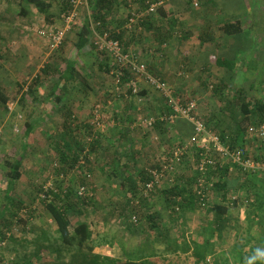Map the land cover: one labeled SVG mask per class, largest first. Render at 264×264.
Here are the masks:
<instances>
[{
    "label": "trees",
    "instance_id": "1",
    "mask_svg": "<svg viewBox=\"0 0 264 264\" xmlns=\"http://www.w3.org/2000/svg\"><path fill=\"white\" fill-rule=\"evenodd\" d=\"M23 1L33 3L40 12H46L51 7V4L46 0H20V3ZM131 1L132 0H89V16L87 17L86 15L84 22L77 27V47L86 50L88 53L96 51L92 42L88 44L92 35L89 25L93 23L95 25V30L102 34L107 33L110 39L118 40L123 50L128 52V47L135 39L133 35L128 36L126 34V29H123L122 21L114 19L116 17L113 16H115L118 11L117 5L127 7L129 6L128 3ZM62 2L65 4L67 13L71 9L70 0H62ZM137 2L138 8L147 10L148 5L153 3L154 0H138ZM137 11L140 12L139 9H137ZM168 11L170 10L166 9V6L162 4L157 8L155 13L150 14L146 12V14L141 16V27L138 26V28H140V30L144 29L145 33L150 35L153 40H158V43L162 44L166 38L173 36V32L176 33L177 31L175 20L168 18ZM52 20L53 19H51V22H53ZM140 30L138 31L139 34L142 33ZM220 30L225 36L237 35L242 31V24L240 21L223 22ZM198 37L201 40L206 39L205 34H199ZM101 54L102 53L99 52L96 55L100 57ZM224 63L227 64L224 59L216 61V64L220 66H224ZM98 67L99 69L103 68L106 74H109L113 65L109 66V61L106 59L105 61H100ZM52 68L55 69L56 65L52 66L47 63L42 70L47 74ZM150 69L155 70L156 66L154 67L152 63ZM122 71L123 76L120 78L119 83L126 82L130 76L127 69H123ZM149 71L152 75L164 80L160 77L162 75L158 71H155L154 74L151 70ZM81 74L82 71L76 68L75 63L68 62L64 70L59 72L48 94V100L54 102V104L59 107L58 111L63 119V124L59 126V128L56 127L49 131H43L44 136H46V142L43 146L49 149L52 146L54 147L50 149L53 154H46V156H53V160L55 159V163L51 164L49 167L51 168V170H49L51 172H49V175H47L44 180L47 181L52 174L57 180L56 187L53 186L52 189L44 192L42 182L40 184H38V182L33 184V193L31 192V194L28 195L27 201L29 202L26 203L22 202V199L19 198L20 196H15L13 198L11 194L7 195V193H5L6 201L2 204V209L0 211V222H5L3 224L4 228L0 230V242L11 240L20 243L22 248L26 250L29 247H33L31 255L37 259L50 256H55L56 259H59L71 254L70 261L67 264H155L156 261L152 259L153 256H156V258L158 257V259H163L165 258V254H174L176 258H180L181 256L191 257L194 264H206L208 256L216 250L212 238L215 235H217L219 239L222 238L221 233L224 232V229L231 221L226 215L232 204L234 205L236 203V199L240 201H242V199L248 200L247 196L250 195L249 192L251 191L255 196L254 189H257V186L262 180L264 182V173L245 172L240 167L229 165V163L220 166L222 158L212 150L209 153V157L216 160L217 168L209 169L207 173L203 175L208 184H211V188L208 190V200L206 199V204L202 206V203L197 197L196 186V180L201 174L198 173L195 166L191 164L188 156H184L183 162L181 163L182 165L176 166L173 172L172 183L163 181L161 184L154 186L152 190L144 193L145 184L152 180L149 170L160 171L162 168L161 158L164 156L163 153L154 159L149 166L144 167L143 165L141 167H135L134 164L126 162L120 165L122 162L121 156H119L118 152L114 151L111 162L107 164L102 163V165L104 167L106 166V169H111L113 173H116L119 166H122L121 171L126 175L121 179V188L122 190H124L123 188L127 190L125 194L126 197L123 201L121 200L123 205L122 202L113 204L111 215L113 218L111 219L112 223H110V221L106 219V216L111 218L108 212L97 211L101 206L95 194L92 192V194L86 193L81 196L78 194L77 189L74 188L75 183H73L76 177L74 176V172L77 169L79 170V177H77L80 184L79 186H86L89 190L90 175L84 174V171H92V167L95 165L97 158H99L96 152L98 149L97 139L93 140V145H90L91 147L89 146L90 141H84V143L78 141V138L84 135L81 134L82 128H87L88 130L86 129V131H93V129H95L94 126L90 124L82 125V127L79 124V119H77L78 116H75L73 109V103L77 102V100L72 97V94L70 98H67L69 91L77 87L76 84H78L79 81H84ZM38 78L39 77L33 81V85L40 82ZM119 85L121 86L122 84ZM212 89L213 94L218 98L221 105V112L224 111L225 113H229L232 119V125H226L225 121H222L221 118L208 120L200 118L199 115L198 117L204 122L208 130L212 131V133L220 138L225 146L232 150L238 148L245 150L244 148L248 141H256V138L252 137L249 132L250 127L264 123V103L257 99L255 101L250 100L243 89L231 90L228 93L229 85L224 81L219 80L214 82ZM127 90L128 95L126 97H132V89L129 87ZM28 91H32V87H28ZM58 91L62 96L64 95L65 98L60 97V95L57 94ZM8 101L9 98L6 96L4 89L0 86V104L4 109L7 107ZM19 102L23 104V98H20ZM68 104L71 105L68 106ZM162 112L164 113V110ZM161 114H159V116ZM159 116L157 115L156 118ZM181 121L183 122L184 120H178L175 126L179 125L180 128L181 126L179 123ZM24 128V137L27 139V137L33 134V123H24ZM147 130V132L150 133L151 130L149 128H147ZM152 130H157L159 133L161 130V133H165L170 141H174V143L171 142L172 147L184 144L186 141L182 137L192 134V128L190 126L191 133L182 129L183 132L181 133H183V135L181 134L182 136L178 138L173 130V133L171 131L168 132L165 129L164 123L158 120ZM119 131L122 136L128 135L127 128ZM174 137L177 139L174 140ZM262 142L264 144V141ZM260 149L263 150V156L261 159L257 160H264V145L261 146ZM27 150L31 151L26 140H24L21 143L18 157L15 159L6 158L3 163L5 171L4 177L5 180H7L10 192L12 191L11 187L22 177L23 161ZM195 151L197 155L200 153V150ZM93 153L97 154L96 159H94L95 156ZM245 153L250 156L246 150ZM128 156L130 157V154H128ZM253 157L256 158V155ZM131 158L134 159L135 155H132ZM141 158L144 157L142 156ZM136 159L133 160V163L136 162ZM100 162H102V157ZM231 166L233 167L232 169H230ZM47 168L45 163H43L42 169L44 170ZM129 169L133 170L129 171ZM69 174L72 176L68 177ZM90 190L92 189L90 188ZM42 193H44L45 198L40 197ZM231 193L236 194V196H232ZM154 198H158L162 201L163 211L166 212L165 217L158 211L152 210ZM215 198H218L219 202H214L213 199ZM257 199L258 197L256 196V202L253 201L249 203V207L255 210V213H253L254 217H256L258 213L257 206L259 203ZM37 201L40 202L45 211L50 214L54 225L51 230H42L38 237L31 240L29 233L33 232V229L28 228L27 224L32 218L31 214L32 211L34 212L35 210L34 205ZM89 210H92L90 214H96L97 216L105 213L104 221L105 224L108 223L109 226H112L115 220L120 224V228L125 232L123 237H118L112 232H109L103 237V244H107L108 247H119L123 259L112 257L103 259L92 253L96 247H99V245H94V242L100 234L99 227L101 225L100 223L93 224V219L86 217ZM80 216L82 219L79 218ZM200 217H204V219L207 220L206 226H203L199 232L201 239H204L203 242L201 241L202 243L199 242L197 238L191 237L186 239L184 236V229L189 230L188 225L190 223L188 221H196L200 219ZM13 227L18 231H16V234L12 231ZM170 232H175L174 238L170 236ZM133 236L140 237V239L144 238L146 241L138 243L136 247L129 249L125 245V242L127 238ZM153 236H155V238ZM157 243L163 245L162 252H158ZM100 246H102L101 243ZM42 254L46 256L43 257L41 256ZM218 255L213 264H221ZM211 256L214 257L215 254ZM240 257L243 258L244 256ZM29 258L30 256L24 255L21 259L9 264H33ZM1 262L0 260V263ZM223 264H228V260L224 259ZM240 264H264V248L259 245L253 247L245 259H241Z\"/></svg>",
    "mask_w": 264,
    "mask_h": 264
},
{
    "label": "rangeland",
    "instance_id": "2",
    "mask_svg": "<svg viewBox=\"0 0 264 264\" xmlns=\"http://www.w3.org/2000/svg\"><path fill=\"white\" fill-rule=\"evenodd\" d=\"M55 1V12L59 16V21L61 23L56 24H47L48 21L41 22L39 21V25H37V31H40L45 26H61L62 25V15L66 14L67 9H65V4L62 2V0H52ZM138 1V0H137ZM136 0H132L129 4V6L124 7L121 5H117L118 11L116 12L114 19L118 21H122L123 29L126 21H128L129 18L133 17L135 18L136 13H142L140 14L138 19H135V23L133 24V28L129 30H125L126 34L128 36L133 35L134 41L133 43L128 47V52L132 53L139 57L140 60L148 64V70H151L154 74L155 71H158L166 83L170 85L174 89V91L179 95L182 99H192L196 102L197 112L200 118L202 119H208V120H215L218 118H221L222 121H225V124H231L232 125V119L229 115V113H225L224 111L221 112V105L218 101V98L213 94L212 86L214 82L223 80L229 85L228 93L231 90L239 89L240 82L236 83V87L234 86V83H230L232 77L229 74V70L227 67L220 66L216 64V61L224 59V61H230V43L228 41V37L224 36L223 33L220 30V27L223 22H229V20L232 18L233 15H237L240 19L243 21L244 17H247L250 13L248 11L247 7L250 0H162L163 4L166 6V9L170 10L168 11V18H171L175 20V27H177L176 33L173 32V36H170L169 38H166L165 41H163L162 44L158 43V40H153L150 35L145 33L144 29L138 28L140 26V19L143 14H146L145 9L138 8V2ZM158 1V0H154ZM60 2V3H59ZM137 2V3H136ZM247 3V5H246ZM254 4V3H253ZM252 4V5H253ZM261 5V4H259ZM137 9L140 10V12L137 11ZM86 9H81L78 12V24L75 25L66 35L69 33L76 32L77 33V27L81 25L84 22L85 16H86ZM263 14L257 16L258 18L261 17L259 20H262ZM16 20L13 18L9 21L7 24H2V27H7V29L11 28L13 25V21ZM234 21V20H233ZM232 21V22H233ZM17 22V21H15ZM45 23V24H42ZM14 25H17L16 23ZM141 27V26H140ZM76 29V30H75ZM142 33H138V31ZM158 31V30H156ZM158 33V32H156ZM205 34L208 40L202 41L198 40V37L196 34ZM38 35V34H37ZM65 35V38H66ZM211 36V37H210ZM91 39V38H90ZM65 40V39H64ZM63 40V43H64ZM92 42L91 40L88 41V44ZM62 43V45H63ZM234 44V43H233ZM61 45V46H62ZM60 46V47H61ZM94 46V45H93ZM159 46L160 48H158ZM59 47V49H60ZM88 47V46H87ZM264 48V45L263 47ZM58 49V50H59ZM57 50V51H58ZM261 49L255 50L258 51L254 55H259ZM56 51V52H57ZM98 54L99 52L96 50L93 53ZM264 52V50L262 51ZM46 53H48L46 51ZM55 53V52H54ZM53 53V54H54ZM3 52H0V67H5V61H3ZM51 54L50 56H52ZM58 56L54 58L53 61H42L41 64L46 65L51 64L52 66L56 65V68L50 69V72L46 74L42 69L39 68L38 76H42V78L46 79L43 84H45L46 89L48 90L49 86H51L56 77L58 76L59 72L61 71V65L59 61H55V59ZM3 58V59H2ZM50 58V57H49ZM48 58V59H49ZM47 59V60H48ZM109 61V66L113 65L111 59L106 56V54H101V56L97 58V60L93 61H79V63H85L83 64V67H80L79 69L82 71V76L84 81H79L78 84H76L77 87H74V90L77 92L82 93V97H85L82 99L80 98V101H82V110L77 111L75 116H78L77 119H79V124L82 125H90L92 118L91 115L93 113V109L95 105H100L101 107V116H102V130L101 129H93V131H86V129H81V134H84L80 138H78V141L83 142L87 140H90V145H93V140L98 141L97 144V150L99 158H97V154L93 153L94 159L97 158L95 165L92 167V171H84V174L90 175L89 178V184L90 190L87 192L88 194H92V192L97 197V200L99 201V204L101 206L100 209L97 211H105L110 214L109 217L112 215L113 210V204L119 203L124 200L126 197V191L125 189L117 190L112 192L109 191V189L101 191L98 189V183L100 181H106L108 183L107 179L102 178L103 174L105 173V168L102 165L107 164L108 162H111V157L113 156L114 151L119 153V156L121 157V161H125L129 164H134L135 167H137V162L133 163V160L137 158V160H145L144 167L149 166L153 162L154 159H156L161 153L163 155H166L167 152L172 148V143L174 141H168V136L165 134L164 136H167L166 140L165 137H161L156 130L150 131L148 133L147 126L145 125V121L151 117H157L161 112L155 111L160 107L161 109L164 108V101L161 98H156L153 93V90L146 86L142 82L136 83V88L138 93L133 94L132 97H126L128 95V84L131 82H134V77L131 75L129 76V79L126 80L124 83H119L118 77L114 74H106L105 70L99 69L98 65L100 61ZM264 59L261 57L260 61H238L233 62V64L236 63V65L242 64L243 66H247V68L251 69L254 68V70L260 68L261 65L264 64ZM100 60V61H98ZM154 61H160L162 63L161 67H165V65L168 64L166 68L169 74V77L171 78H165L163 76V73L159 71V69H150V65L153 63L155 67ZM62 62V61H61ZM39 65V63H38ZM60 65V66H59ZM256 66V67H255ZM8 68L11 66H7ZM160 67V66H158ZM264 67V66H262ZM164 70V68H163ZM261 70V69H259ZM250 71V70H249ZM150 72V71H149ZM167 72V73H168ZM3 73V72H2ZM56 73V74H55ZM180 73H183L179 76ZM16 77L21 76V70L19 73L16 74ZM239 74L235 73L234 78H238ZM241 77V76H240ZM2 80L5 81L4 77ZM22 81V80H21ZM21 81L18 79L16 82H13V94L18 93L20 95V89H21ZM237 81H240L238 78ZM119 84H122L121 86ZM17 85V86H16ZM256 86V83H254ZM253 83L251 86H253ZM250 86V87H251ZM26 85H24L23 88H25ZM249 87V88H250ZM148 88L149 90H147ZM143 91V92H142ZM144 93V94H142ZM260 90L254 89L251 87L250 89V100L255 101L260 97L259 95ZM84 94L86 96H84ZM12 101L8 104L7 112L8 114H11L14 111V108L16 106V103L18 104V97H11ZM86 101V103L84 102ZM27 103L30 104L29 100H27ZM27 104V105H28ZM49 102H45L44 110L50 111V107H48ZM75 106V104H74ZM10 107V108H9ZM85 110V111H83ZM47 111V112H48ZM49 113V112H48ZM163 113V112H162ZM53 118H56L57 120L60 119V117L55 114L52 116ZM15 118H17V122L19 124L15 125L14 127H3L0 125V139H5L2 144L0 143V206L4 203L2 201L3 196L5 194V186H6V180L4 177V167L3 163L6 158L15 159L19 155V149L21 147V143L26 140L27 145H29L31 151H26L25 155V161L23 162V173L22 177L23 179H31V186L33 187V184H40L41 182L43 185L45 184H51L52 186L56 187L57 180L55 177L51 174L49 176V179L46 181L45 177L49 175V168L51 164L55 163V159L53 160V156L47 157L46 154H53V152L50 151V149H53L52 146L50 149L45 148L43 144L46 142V136H44L43 131H49L52 130L53 127L47 128V125H40L38 128H35L33 130V134L30 137H27V139L24 137V118L23 116L15 115ZM16 122V123H17ZM181 128L185 130L186 132H190V126L186 122H182L180 124ZM83 127V126H82ZM173 127H171V131L173 133ZM120 129H128V135L122 136L120 135V131L117 130ZM88 130V129H87ZM168 131V132H169ZM212 132V131H211ZM148 133V134H147ZM183 135V133H181ZM6 135V136H5ZM190 134H188L185 137H182L185 141L188 139ZM117 138L115 139V137ZM141 136V138H139ZM157 136L158 141H155L154 138ZM173 139V138H172ZM172 142V143H171ZM263 142L256 139V141H248L246 143V147L244 148L249 155L253 159H261L262 158V149H260L261 146H263ZM91 147V146H90ZM129 151V153H128ZM160 153V154H159ZM130 154V157L128 156ZM135 155V158L132 159L131 156ZM256 155V158L253 156ZM144 156V158H141ZM92 157V158H93ZM102 157V162H100ZM46 158V160H45ZM93 160V159H92ZM82 161V160H81ZM45 163V165L48 167L47 169H42V164ZM123 163L121 162L120 165ZM133 165V166H134ZM84 170V168H83ZM109 170V169H108ZM122 170V166H119L118 171ZM133 169H129V171H132ZM79 170L76 169L74 172L76 176L74 178V188L78 189L80 186L77 177H79ZM101 175V176H100ZM72 175L69 174L68 177H71ZM111 178V177H110ZM122 178L115 177L114 179H109L115 183L120 181ZM21 178L17 181V183L11 187V190L14 192L16 189L18 192L15 193L16 196H20L19 198L22 199V202L26 203L27 201V194L24 196L21 193ZM109 181V183L111 182ZM109 185V184H108ZM107 185V186H108ZM31 189V188H30ZM31 190H26L25 192L28 193ZM250 195H248V200L240 201L236 199V203L229 209L227 213L228 219H230L231 223H228V226L224 229V232L221 233V238L218 245L216 247L218 248L216 253L218 252L220 263H224V259L228 260V264H240L241 259H245V257L249 254V251L252 249L248 247L249 245H253L254 242H252L250 237H254L257 239V244H259L260 247L264 248V182L262 184H259L257 186V189H254V194L249 192ZM232 194V193H231ZM230 194V195H231ZM241 194V193H240ZM22 195V196H21ZM236 194H232V196ZM245 196V195H244ZM256 196L258 197L257 201L259 205L257 206L258 213L257 216L254 217L253 213H255L254 209H251L249 207V203H252L253 201L256 202ZM29 197V196H28ZM122 200V201H121ZM214 202H219L218 198L213 199ZM212 200V201H213ZM238 200V201H237ZM125 202V201H124ZM153 207L152 210L158 211L163 217L166 216V212L163 211L162 201L158 198L153 199ZM223 203V202H222ZM36 205L34 207L36 210L34 212L32 211V219H33V232L32 234H35L36 228H49L51 230L52 220L51 216L48 215V213H40L38 212L39 208L42 207L40 202H36ZM123 205V202H122ZM37 211V213H36ZM89 210L88 214H86L87 218H93L95 215L90 214ZM94 212V210H93ZM29 213V211H28ZM96 213V212H95ZM79 218L82 219L80 216ZM113 217L109 218L110 223H112L111 219ZM198 218V217H197ZM195 218V219H197ZM95 221V220H94ZM190 224L188 225L189 230L184 229V236L186 239H189L191 237L198 238L201 237L199 235L200 230L203 227L198 226L197 221L189 220ZM114 223V221H113ZM120 224L115 220V223L112 224V226H109V232H112L116 236L120 237V234L124 231L120 228ZM31 227V225H30ZM207 228V227H206ZM12 231L16 234L15 228H12ZM207 231V230H206ZM100 232V231H99ZM171 237H175V232H170ZM210 233V232H209ZM31 234V235H32ZM32 235V236H33ZM124 235V234H123ZM142 235V234H140ZM30 236L32 239L34 237ZM101 236L99 234L98 239L94 242V245L100 246ZM155 238V236H153ZM143 241H146V239L140 237H129L127 238L125 245L131 249L137 246L138 243H142ZM120 242V241H119ZM103 244V243H102ZM104 245V244H103ZM246 246L247 249L245 251L241 252V247ZM3 248L5 246H1L0 248ZM255 247V246H253ZM32 248L33 251V247ZM114 248V247H113ZM157 250L158 252H162L163 245H160L157 243ZM112 246L105 247L106 251H111ZM239 249V250H238ZM4 253H7L6 250H9V248H4ZM113 250V249H112ZM241 250V251H240ZM221 252V253H220ZM71 255V254H70ZM70 255L63 256L61 258H55V256L45 257L44 255L42 259H36L34 261L31 260L33 264H67L70 261ZM165 258L158 259L156 256H153V260H155V264H194L193 259L191 257H184L181 256L180 258H176L174 254H166L164 255ZM216 254L214 257L208 258L206 260V264H213L214 260L216 258ZM240 256H244L243 258ZM217 260V259H216ZM243 262V261H242ZM1 264H6L5 262H2Z\"/></svg>",
    "mask_w": 264,
    "mask_h": 264
},
{
    "label": "crops",
    "instance_id": "3",
    "mask_svg": "<svg viewBox=\"0 0 264 264\" xmlns=\"http://www.w3.org/2000/svg\"><path fill=\"white\" fill-rule=\"evenodd\" d=\"M46 1L51 4V7L46 12H40V10L36 7V5H34L33 3L29 1L28 2L23 1L20 3V0H0V52L2 51L4 53L3 54L4 59L3 58L2 59L3 61H5V64H4L5 67H2V66L0 67V86L4 89L6 96L9 98L8 104L10 103V101H12L10 99L11 97L13 96L18 97V104L16 103L14 111L11 114H8V112H6L8 108V104L5 109L0 104V125L3 127L5 126V127L11 128L19 124L17 122L18 121L17 118H15V115H17V117L21 115L24 118V121H25L24 123L26 122L33 123V130L35 128H38L40 125L43 126L44 124L47 125V128L48 126L49 127L52 126L53 129L56 127L59 128V126L63 124V119L60 115V112L58 111L59 107L56 106L54 102H51L50 100H48L49 99L48 94L50 93L52 89L51 87H53L52 86L53 84L49 86L48 90H45L46 86L43 83L47 81L48 78L46 79L45 77L44 79L42 78V76L37 75L39 73V68L44 67L43 64H41L42 61H47V62L53 61L54 58L58 56L55 59V61H59L61 65V70H64L68 62L73 63V64L75 63L76 68L79 69L80 67L84 68L83 64L86 63V62L79 63V61H91V60L95 61L98 58L96 53H90V52L88 53L86 50L77 47L78 36L76 32L69 33L68 35H66L63 45L52 56L46 53L47 51L46 42L39 35V31H37L36 27L37 25H39L40 23L39 21L44 22L47 20L48 21L47 24H51V25L56 24V23H61V21H59V16L55 12L56 10L55 9L56 4H54L55 1H52V0H46ZM246 7L248 11H250V13L247 17H244L243 21L240 19V22L242 24L241 33L237 35L226 36L228 37V41L230 43V48H229L230 61L228 62L225 61L227 62V64L224 63V67L228 68L229 74L232 77L230 83H234V86L236 87V83L240 82V85L238 88L243 89L245 93L247 94L248 98H250L251 87L254 89H259L260 97L257 100H260L261 102L264 103V67H262L264 66V64L261 65L260 68L257 67L256 70H254V68L249 69L247 68V66H243L242 64L240 65L239 64L236 65V63L233 64V62H238L240 60L241 61H255L256 60L258 62L261 60V57L264 58V52H262L264 50V48H262L264 45V17H262L263 22L259 20L261 17L259 18L257 17L264 13V0H250V2L248 3V6ZM21 9H24V10H21ZM13 18H15L16 20L12 22L13 25L11 26V28L7 29V27H4V28L2 27V24L9 23V21L12 20ZM51 19H53L52 20L53 22H51ZM233 20L234 21L239 20L237 15H233L232 18L229 20V22H232ZM15 23L17 25H14ZM42 24H45V23H42ZM196 35L197 37L199 36V34H196ZM198 40H201V39L198 37ZM205 40H208V38L206 37ZM205 40H202V41H205ZM157 47L160 48L159 46ZM258 49H261L259 52V55L258 54L254 55L258 52V51L255 52V50H258ZM262 61H264V59H262ZM154 62H155L156 68L159 69V71L163 73V75L169 74L167 70L169 68H166L168 64L165 65V67H161L162 63L160 61H154ZM7 66H11V67L8 68ZM20 70H21V76L16 77L17 76L16 74L19 73ZM235 73L239 74L238 78L240 79V81H237L238 78H234ZM1 77H4L5 81H3L2 80L3 78ZM37 77H39L38 79L40 80V82H38V84L33 85L32 83L33 81L36 80ZM164 77L168 79L170 78L169 75H165ZM18 79L20 81L22 80L21 85H20L21 86L20 95H18V93L16 94L12 93L13 88H14L13 82H16V80ZM220 81H223V80L221 79ZM252 83L253 85L254 83H256V86L255 85L254 87L251 86ZM24 85H26L25 88H23ZM28 87H32V91L29 92ZM146 89L149 90L148 88ZM153 93L155 94L154 96L158 98L157 93L154 91ZM57 94L60 95V97L65 98V96L64 95L62 96V94L59 91L57 92ZM71 94H72V97H74L77 100V102L73 103L75 104V106L73 105V109L76 114L77 111L79 112V110H82L83 108L81 104L82 101L79 102L80 98L82 97V93L77 92L73 89L72 91H69L67 98H70ZM84 96L86 95L84 94ZM20 98H23V104H20L19 102ZM84 98L85 97H82V99ZM27 100H29L30 104L27 103ZM45 102L47 103L49 102V104H51L52 109H50V111H48L47 109L44 110ZM84 102L86 103V101ZM49 104H48V107H50ZM69 105L71 104H68V106ZM155 111H158V112L160 111L162 113L163 110L160 107H158V109ZM55 114H57L60 117V119L57 120L56 118H53L52 116H54ZM181 123L182 121L179 124ZM176 126L173 128V131L175 132V135H177V137L179 138V136H182L181 132H183V130L181 129V127L179 128V125H176ZM117 130H120V129L117 128ZM159 134H161L160 135L161 137L165 135V133L164 134L161 133V130ZM164 137L166 140L167 136H164ZM116 138L117 136L115 137V139ZM139 138H141V136ZM176 139L177 138H175L174 140ZM4 140L5 139H0V143L2 142V144H4L3 142ZM168 141H169V138H168ZM135 161L137 162V165H138L137 167H141L145 165L144 160L136 159ZM124 162L125 161H122V163ZM124 175L126 174H124L121 170L120 172L116 170V173H113L111 172V169L108 170V168L107 169L105 168V173L103 174L102 178L107 179L108 183L105 180L100 181L98 183V189H100L101 191L109 189L110 192L111 190L112 192L114 191L117 192L118 190L119 192V190H121V187H122L121 186L122 180L114 184V182L109 179H114L115 177L122 178L124 177ZM21 179H22L21 188H23V190H21V193L24 196H26L25 194L30 195L32 191H29L28 193H26L25 191L33 189V187L31 186L32 184L31 179L30 178L23 179V177H21ZM109 181L111 182L109 183ZM262 182L263 180L259 184H262ZM5 183H6V186L4 188L5 193H7V195L11 194L12 197L14 198L16 196L15 193H17L18 191L15 189L14 190L15 193L14 192L12 193V191L10 192L9 185L7 184V180ZM124 189L125 191L127 190L126 188ZM5 198L6 197L4 194L2 201L5 202L6 201ZM1 206H0V211L2 209ZM38 210H39L38 212L40 213H47L43 207H40ZM104 214L105 213H103L102 215L99 214L98 216L95 214L94 219L92 218L93 221L95 220L93 224L100 223L101 225L99 227L100 235H102L101 241H100L101 244L103 243V237H105V235L108 234L110 231L108 223L105 224ZM106 219L109 220L107 216H106ZM32 221L33 219L31 218V220L27 224V227L34 229L33 227L34 223ZM51 221L52 220H50V222ZM196 221H197L198 226L200 227L206 226L207 224V220H205L204 217H200V219ZM4 223L5 222L3 223L0 222V230L4 228V225H3ZM51 225L52 226L54 225L53 221ZM42 230H49V228L48 229L43 228V227L36 228L35 234L33 235L31 232L29 233V236L33 235L32 237L36 238L39 236ZM123 234H125V232L121 233L120 236L123 237ZM30 239L33 240L31 237ZM250 239H252L251 241L254 243L253 245H249L248 243V247L252 246L251 248H253V246L259 245L257 244V239H255L254 237H250ZM197 240L199 242L201 241L203 242L204 239H201V237L198 236ZM212 240L215 243V248H216V250H214L212 254L218 255L219 253L218 252L216 253L218 249L217 247H219V243H221L220 241H223V240H221V238L219 239L217 235H215L212 238ZM0 245L5 246L3 248L2 247L0 248V260L2 262H5L6 264L17 261L21 259L24 255L30 256L29 258L30 261L33 259L35 261L37 259L31 255L32 248L29 247L27 250L23 249L20 243H17L11 240H5V241L0 242ZM216 245L218 246L216 247ZM7 247L9 248V250H6L7 253H4L3 249ZM105 247H108V245L102 244L101 247H96L92 253L102 257L103 259L109 258V257L116 258V259H123L122 252L119 247L118 248L120 250L118 248H115V246H113L114 248L112 247L113 250L111 249V251H106ZM245 249H247L246 246L241 247L242 251L241 250L240 251L243 252L245 251ZM211 255H209L208 258H211L212 257ZM41 256H43V254Z\"/></svg>",
    "mask_w": 264,
    "mask_h": 264
},
{
    "label": "built area",
    "instance_id": "4",
    "mask_svg": "<svg viewBox=\"0 0 264 264\" xmlns=\"http://www.w3.org/2000/svg\"><path fill=\"white\" fill-rule=\"evenodd\" d=\"M163 4L162 0L155 1L148 5L147 13L153 14L157 8ZM71 9L62 15L61 26H45L39 31V35L46 42V48L49 55L56 52L62 45L66 33H68L75 25L78 24V12L81 9H86V15L89 16V0H70ZM142 13H136L135 18L131 17L126 21L124 29L133 28L135 19H138ZM80 26V25H79ZM91 41L96 50L102 54H106L113 63L111 74L116 75L118 80L123 76V69H127L129 75L134 77V82L128 84L132 89L133 94H137L136 83L142 82L157 93L158 97L164 101V113L158 118H149L145 121V125L151 130L154 128L156 121L164 123L167 131L176 124L178 120L186 121L192 128V134L182 145H176L170 148L166 155L161 158V170H149L152 180L145 184V192H148L161 184L163 181L172 183L173 172L176 166H180L184 156H188L191 164H193L201 174L196 180L197 197L202 203L206 204L208 200V190L211 184L204 179L203 175L209 169L217 168L216 160L209 157V153L214 150L222 158L220 166L225 163L238 166L245 172L264 173V160L253 159L245 153V150L238 148L235 150L225 146L220 138L207 129L204 122L198 117L196 102L192 99H182L177 95L172 87L161 78L152 75L145 62L139 59L138 56L125 52L118 40L109 38L107 33H100L95 30V25L90 23ZM183 73H180L182 75ZM10 108V107H9ZM100 105H95L93 109L91 125L95 129L102 130V116ZM249 132L252 137L259 141H264V123L251 126ZM91 140V139H90ZM87 140V141H90ZM158 141L157 136L154 138ZM195 150H200L197 155ZM182 165V164H181ZM233 167L231 166L230 169ZM172 174V175H171ZM51 184L43 185V191L47 192L52 189ZM78 194L83 196L89 190L86 186H80ZM41 198H45L44 193L40 194ZM15 231H17L15 229ZM263 257V256H262Z\"/></svg>",
    "mask_w": 264,
    "mask_h": 264
}]
</instances>
